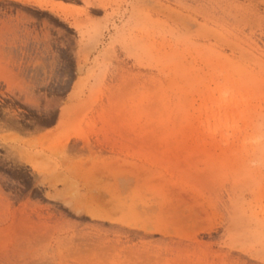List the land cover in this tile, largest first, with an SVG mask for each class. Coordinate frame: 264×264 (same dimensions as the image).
<instances>
[{
	"label": "rangeland",
	"instance_id": "1",
	"mask_svg": "<svg viewBox=\"0 0 264 264\" xmlns=\"http://www.w3.org/2000/svg\"><path fill=\"white\" fill-rule=\"evenodd\" d=\"M0 264H264V0H0Z\"/></svg>",
	"mask_w": 264,
	"mask_h": 264
}]
</instances>
